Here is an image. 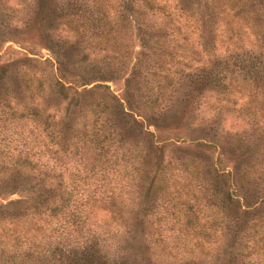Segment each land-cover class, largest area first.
Here are the masks:
<instances>
[{
  "label": "trees",
  "instance_id": "16d2710c",
  "mask_svg": "<svg viewBox=\"0 0 264 264\" xmlns=\"http://www.w3.org/2000/svg\"><path fill=\"white\" fill-rule=\"evenodd\" d=\"M6 34L44 41L56 61L51 83L39 59L0 65V264H264V0H0V43ZM133 39L142 57L122 98L87 88L112 77ZM22 66L11 86L8 69ZM207 92L223 109L235 94L241 121L259 123L222 144L237 151L231 170L178 147L165 159L154 139ZM204 131L190 144L218 147ZM160 223L181 227L148 228Z\"/></svg>",
  "mask_w": 264,
  "mask_h": 264
},
{
  "label": "rangeland",
  "instance_id": "374dc122",
  "mask_svg": "<svg viewBox=\"0 0 264 264\" xmlns=\"http://www.w3.org/2000/svg\"><path fill=\"white\" fill-rule=\"evenodd\" d=\"M21 13H24L27 11V8L20 9ZM16 13V12H15ZM18 14V13H16ZM6 36L8 39H6L5 42L0 43V65L3 63H7L13 59H22V57L27 56L31 58L39 59L43 62V65L37 66V68H42L43 70V78L45 79L46 83H51L54 80V73L53 69L55 67V57L50 52V50L47 49L46 44L44 41L39 40L37 38H28L25 36V34H10ZM139 42L136 39H133V50L132 54L125 58L124 64L115 69L112 73V77L110 79H104L103 81H96L89 85H87V88L90 87L93 84H104L108 87L112 93L118 97L122 98L123 96V88H124V78L131 69V66L133 63H136L139 59H141V55L139 53ZM74 54V53H73ZM100 56V55H99ZM92 56L89 55L87 61L81 66L77 67L76 65L73 66V68H69V70L73 73V79L78 80L79 76L83 74H90L91 72V66L87 65L88 62H91ZM73 55V60H74ZM25 67H18L16 70L13 67H10L8 69V72L6 74V81L11 86L13 84H16L14 82V79L16 77V72H21L24 70ZM28 71L33 72L34 69H28ZM68 76V75H66ZM65 80H68V77H66ZM254 86H250L248 89H250V93H252V89ZM256 106H259L264 103V86L258 85L256 87ZM247 89V90H248ZM43 101L44 105H48V108L52 109L51 106H54V102L52 99L46 94L47 91H44ZM182 93V89L175 92V94L172 97V101L178 97H180ZM237 96L234 94L235 104L233 106L227 105L223 109L224 100H220V95L214 93V92H207L203 95V97L199 100L198 103L199 106L196 110L187 112V115H184L180 118L179 124H177L175 129L173 127H163L161 124L160 126L157 125L158 131L154 133V139L157 142H165L163 154L164 158L167 159V157L173 155L176 153L175 148H183L186 149V151L192 155L199 156L204 159L203 164L210 165L212 162H215V167L218 170H231V168L234 166L236 160H237V151L232 152L224 147L226 140L233 137L235 132L242 131L244 133L245 137H250L251 129L255 126H258L259 123H256L254 126L247 125L244 122L241 121L240 116H238L237 108L238 105L241 102V99H236ZM109 105H112V102L109 103ZM50 106V107H49ZM62 108V103L56 105V109L59 110ZM142 112V122L143 126L147 128V130L154 132L155 126H153V118L157 115L154 113L152 109L145 108V110ZM264 122V116H261L260 122ZM205 126V131L207 132L205 135L206 140H211L212 133H216L217 135H220V142H218V147L212 146L211 148L204 150L202 148H195L192 144H190L189 139L192 136H196V134L200 135V129ZM202 132V131H201ZM254 133V132H252ZM216 135V136H217ZM180 140H183L182 142ZM220 146V147H219ZM225 146V145H224ZM74 160V159H73ZM257 159L253 160L252 162H255ZM212 167V166H211ZM111 178L113 176L111 175ZM227 178H224L221 184L226 188L227 185L225 181ZM122 182H125V178L122 179ZM222 186V187H223ZM23 194V193H22ZM21 195V194H20ZM18 197V194H12L8 197V199H15ZM205 217L208 216L207 219L211 220L209 217V214L213 213V210L203 208ZM100 214V213H98ZM97 214V216H99ZM204 217V218H205ZM216 218V217H215ZM209 220V221H210ZM207 226L209 225V222L205 223ZM213 227H219V225H212ZM155 227L156 229H161L167 231V229L175 230L176 228H180L181 226H177L170 224H162L158 226H149L148 228ZM176 233V232H174Z\"/></svg>",
  "mask_w": 264,
  "mask_h": 264
}]
</instances>
